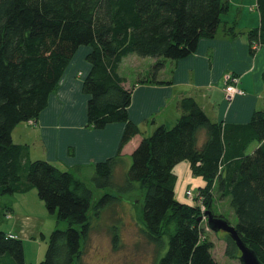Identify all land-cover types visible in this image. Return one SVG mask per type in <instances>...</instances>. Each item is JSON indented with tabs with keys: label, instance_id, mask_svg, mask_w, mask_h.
<instances>
[{
	"label": "trees",
	"instance_id": "16d2710c",
	"mask_svg": "<svg viewBox=\"0 0 264 264\" xmlns=\"http://www.w3.org/2000/svg\"><path fill=\"white\" fill-rule=\"evenodd\" d=\"M228 2L0 0V200L36 189L49 213L69 224L66 231L53 232L40 264H83L94 217L118 203L110 194L93 202L89 185L50 162L31 161L28 149L12 138L20 124L36 121L47 108L81 48L89 49L91 66L84 82L89 126L101 131L125 125L117 157L96 165L93 183L100 190L138 186L145 193L146 234L167 249L157 264H220L213 244L202 239L199 205L176 200L173 170L183 161L207 181L199 194L214 216L216 197L230 200L238 235L264 264V112H256L247 125L222 126L185 98L175 126H161L138 141L125 188L114 175L118 156L141 135L130 119L133 93L119 72L121 64L134 55L152 58L156 77L167 61L186 59L202 39L215 38ZM257 9L261 25L250 41L264 47V0H257ZM7 236L0 232V264H26L23 242ZM227 242V256L239 259L229 235ZM113 244L119 249L118 235Z\"/></svg>",
	"mask_w": 264,
	"mask_h": 264
},
{
	"label": "crops",
	"instance_id": "0c3cea01",
	"mask_svg": "<svg viewBox=\"0 0 264 264\" xmlns=\"http://www.w3.org/2000/svg\"><path fill=\"white\" fill-rule=\"evenodd\" d=\"M228 1L229 10L222 16L217 35L202 39L192 56L166 62L156 77L144 79L145 82H130L124 77L126 87L133 93L130 119L141 135L118 156L117 168L127 170L123 162L131 159L140 139L150 136L158 127L176 125L183 115L180 102L185 98H193L213 123L222 126L247 125L256 112H264V47L250 41V34L261 25L257 0L251 7L257 13L240 10L238 0ZM88 52V48L78 51L40 117L20 124L13 131V141L16 134L21 140L14 143L28 149L31 161L44 160L63 171L81 173L85 168L95 171L99 163L117 157L125 125H111L100 131L88 124L89 97L84 93V82L91 71L86 61ZM227 77L238 78V89L245 95L232 98L226 95ZM204 141L202 134L200 144ZM29 144L41 148V153L34 154ZM22 198L16 195L3 199L0 209L5 210L3 215L0 212V232L21 240L25 257L27 249H37L35 264H40L42 246L46 248L48 241L23 240L38 237L45 219L38 228L35 221L23 218V211L15 212V206L25 200Z\"/></svg>",
	"mask_w": 264,
	"mask_h": 264
},
{
	"label": "rangeland",
	"instance_id": "374dc122",
	"mask_svg": "<svg viewBox=\"0 0 264 264\" xmlns=\"http://www.w3.org/2000/svg\"><path fill=\"white\" fill-rule=\"evenodd\" d=\"M235 1L232 0V2ZM238 1L239 4H241L240 10L245 8V10L249 13L254 12L251 11V7L255 5V0ZM254 13L257 12L255 11ZM152 66V58H143L134 55L126 59L121 64L119 72L123 77L128 78L130 82H135L137 80L145 82L144 79L154 78L151 73ZM226 95L231 97L227 92ZM19 138L20 135L16 134L14 141L16 143L20 142L21 140H19ZM29 148H31V151L34 154L41 153V148H37L33 144H29ZM123 163L127 166V170L125 167L121 166L116 168L115 180L120 187L125 188L126 175L131 167L132 159H126ZM124 170H126L125 175ZM94 173L95 171L90 168H85L81 173L73 171L76 178L85 182L95 190L93 202L97 203L106 194H110L118 198V203L105 210L102 215L100 214L101 216L94 217L92 232L89 240L90 242L86 246L87 248L83 258V264H157L164 256L167 249L158 247L155 243L151 242L152 240L146 234L147 229L143 220L145 193L138 189V186L137 189L133 191L126 189H124V191H119L117 189H96L93 183ZM173 173L176 176V200L184 204L199 205V222L201 223L202 239L204 241L206 238V240L213 244L212 254L214 260L220 264H241L238 258H229L227 256V233L223 231L214 233L209 228L207 223L208 218L205 213L208 211L207 207L205 205H200L201 203L198 204L197 201L191 202L187 198L186 193L188 191L192 192L193 195L197 197L199 195L200 188L206 187L207 181L204 178L197 177L193 174L190 162L188 161H183L178 164L174 168ZM22 196V199L25 200L20 202L18 206H15V212L23 211V218L26 217V219L32 222L35 221V223H37L36 227L43 225L45 219L44 228L42 229L43 231L40 232L38 237H34L29 240L24 239L23 241L49 242L53 232L57 230L66 231L69 228V224L67 222L57 221L56 216L49 213L44 202L40 199L36 189H33ZM7 197L9 196L3 197L0 200V204H2L3 199ZM4 210L5 209L1 207V215H3ZM212 211L217 218H223L227 220L231 226H236L237 217L230 205L229 199L221 200L216 197ZM47 219L50 222H47ZM172 227V229L175 228V226ZM115 235H118L119 249L114 248L113 241ZM165 241H168V239H165ZM47 249L48 244H46V248L45 245L42 246L43 261L46 258ZM36 255L37 249H27L25 257L26 264H35Z\"/></svg>",
	"mask_w": 264,
	"mask_h": 264
},
{
	"label": "water",
	"instance_id": "95a60500",
	"mask_svg": "<svg viewBox=\"0 0 264 264\" xmlns=\"http://www.w3.org/2000/svg\"><path fill=\"white\" fill-rule=\"evenodd\" d=\"M206 216L208 218V226L214 233L223 231L236 243L241 253L239 258L241 264H263L257 257L256 253L241 240L235 227L231 226L227 220L217 218L211 211H207Z\"/></svg>",
	"mask_w": 264,
	"mask_h": 264
},
{
	"label": "built area",
	"instance_id": "2783aa9c",
	"mask_svg": "<svg viewBox=\"0 0 264 264\" xmlns=\"http://www.w3.org/2000/svg\"><path fill=\"white\" fill-rule=\"evenodd\" d=\"M238 84H239V79L238 78H231V77H227V79L225 80V85H226V89L225 91L231 96H235V95H244V92L241 91L240 89H238ZM187 198L191 201V202H195L197 201L198 204L203 205V199L200 196V194L195 197L193 195L192 192L188 191L186 193ZM206 213V212H205ZM9 239H15L16 237L13 235H8L7 236Z\"/></svg>",
	"mask_w": 264,
	"mask_h": 264
}]
</instances>
